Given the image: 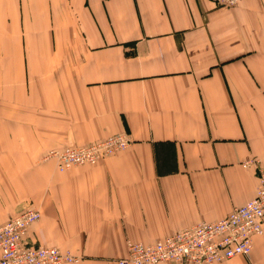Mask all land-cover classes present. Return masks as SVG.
<instances>
[{
  "label": "crops",
  "instance_id": "1",
  "mask_svg": "<svg viewBox=\"0 0 264 264\" xmlns=\"http://www.w3.org/2000/svg\"><path fill=\"white\" fill-rule=\"evenodd\" d=\"M123 133L96 165L46 158ZM255 160L264 0H0V225L37 208L31 245L118 264L252 200ZM218 264H264V234Z\"/></svg>",
  "mask_w": 264,
  "mask_h": 264
},
{
  "label": "built area",
  "instance_id": "2",
  "mask_svg": "<svg viewBox=\"0 0 264 264\" xmlns=\"http://www.w3.org/2000/svg\"><path fill=\"white\" fill-rule=\"evenodd\" d=\"M223 7H234L243 0H211ZM132 144L126 134L86 146L52 150L46 158L56 160L66 171L74 166L96 165ZM258 165L259 183L255 197L215 223L201 222L154 244L129 243L127 256L118 264H218L229 259L249 257L253 239L264 234V166ZM41 217L30 207L0 225V264H65L77 257L56 247L34 246L28 242L29 228Z\"/></svg>",
  "mask_w": 264,
  "mask_h": 264
},
{
  "label": "rangeland",
  "instance_id": "3",
  "mask_svg": "<svg viewBox=\"0 0 264 264\" xmlns=\"http://www.w3.org/2000/svg\"><path fill=\"white\" fill-rule=\"evenodd\" d=\"M257 163H258V161L257 160H255V164H256V166H257V178H258V183H259V175H258V165H257ZM261 163H260V161H259V165H260ZM81 166H83V165H81ZM264 166V165H263ZM74 167H78V166H74ZM74 167H72V168H74ZM71 168V169H72ZM160 241V240H159ZM243 257V256H242Z\"/></svg>",
  "mask_w": 264,
  "mask_h": 264
},
{
  "label": "bare ground",
  "instance_id": "4",
  "mask_svg": "<svg viewBox=\"0 0 264 264\" xmlns=\"http://www.w3.org/2000/svg\"><path fill=\"white\" fill-rule=\"evenodd\" d=\"M253 250V249H252ZM230 260V259H229ZM176 263V262H175ZM67 264V263H66Z\"/></svg>",
  "mask_w": 264,
  "mask_h": 264
}]
</instances>
